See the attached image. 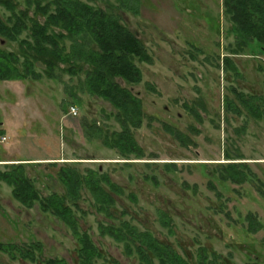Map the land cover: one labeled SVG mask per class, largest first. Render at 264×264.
I'll list each match as a JSON object with an SVG mask.
<instances>
[{"label":"rangeland","instance_id":"rangeland-1","mask_svg":"<svg viewBox=\"0 0 264 264\" xmlns=\"http://www.w3.org/2000/svg\"><path fill=\"white\" fill-rule=\"evenodd\" d=\"M16 1L19 9L28 5L27 0ZM84 1L116 7L153 55L152 63L137 61L143 70L141 83L118 79L143 99L146 118L132 132L145 157L122 156L95 135L88 137L83 120L105 132L121 131L118 110L101 97L72 88L77 77L58 68L57 77L50 78L46 65L35 62L41 78L0 79V169L22 164L44 199L66 192L56 175L62 165L84 174L89 168L108 173L124 188V193H114V216L98 210L86 187L80 209H74L82 228L119 264L142 262L136 253L127 254L124 243L102 236V222L120 225L128 220L185 256L205 246L221 257L219 264H264V120L232 92L235 87L251 95L264 110V52L258 43L232 53L238 35L224 0H139L138 14L117 8L119 0ZM2 2L0 16L7 20L11 11ZM30 10L33 16L34 6ZM28 37V30L17 40L0 33V48L22 55L20 40ZM65 43L69 49L71 42ZM225 56L239 73L225 64ZM226 97L240 104L241 113L226 110ZM168 127L182 132L185 140ZM230 162L247 163V181L222 179V166ZM159 210L172 218V232L160 222ZM250 213L260 224L256 232L249 230ZM9 242L20 248L42 244L41 251L35 250L42 263L58 257L79 264V244L68 225L39 202L23 206L13 187L0 180V244ZM15 254L0 249V264H40L21 260L19 250Z\"/></svg>","mask_w":264,"mask_h":264},{"label":"trees","instance_id":"trees-1","mask_svg":"<svg viewBox=\"0 0 264 264\" xmlns=\"http://www.w3.org/2000/svg\"><path fill=\"white\" fill-rule=\"evenodd\" d=\"M2 1L11 14L7 20L0 16V33L5 38L17 40L23 31L28 30L29 37L20 40L22 55L0 48V79L41 78L42 72L36 71L35 62L46 65L45 72L50 78L57 77L58 68L73 78L77 77L78 82L72 88L111 102L118 110L115 117L122 126L121 131L105 132L97 123L90 124L83 120L87 136L95 135L104 145L117 149L122 156L134 154L136 158L145 157L144 149L132 132L133 128L141 127L146 118L143 99L128 87L122 86L118 79L121 78L132 85L141 83L143 70L137 61L152 63L153 55L143 40L123 23L122 18L115 12L116 7L96 6L84 0H27V7L19 9L16 0ZM119 2L117 8L139 13V0ZM33 6L35 10L32 16L30 9ZM224 7L231 16L238 35L237 47L233 48L232 53L242 49L249 50L252 41L257 42L260 50L264 52V0H224ZM38 15L44 16L45 21L38 19ZM67 39L71 42L69 49L65 43ZM21 56L24 58L22 63ZM230 59L225 56L223 60L233 68ZM233 70L239 73L236 67ZM150 87L155 90L153 86ZM232 92L236 94L240 104L248 107L258 119L264 120V110L253 101L251 95L239 92L235 87ZM70 95L76 97L74 93ZM225 105L226 110L241 113L235 100L226 97ZM169 130L176 138L185 140L182 132L173 128ZM246 167L247 163L230 162L222 166L221 177L242 183L248 180V173H251L244 169ZM56 175L65 186L66 192L52 193L44 199L27 176L22 164L13 163L5 170L0 169V180L13 187L14 197L23 206L32 208L39 202L45 211H51L68 225L79 244V264H119L118 260L109 257L96 244L89 231L82 228L74 207L80 209L79 200L82 189L86 187L95 199L98 210L114 216L113 210L117 205L114 193L122 194L124 188L114 182L108 173L91 168L84 174L77 167L62 165ZM129 197L137 201L134 194ZM159 213L160 222L172 232V218L163 210H159ZM247 219L249 230L256 232L260 228L256 216L250 213ZM99 230L102 236L107 235L117 242L124 243L127 254L132 256L136 253L142 264H219L221 259L214 250L205 246H201L196 255L189 253L185 256L172 243L160 240L150 230L141 231L128 220L122 221L120 225L102 222L99 224ZM41 248L42 244H33L28 248H20L11 242L0 244V249L10 254L13 252L14 258L19 250L21 260L39 261L35 250L41 251ZM39 263L70 264L58 257Z\"/></svg>","mask_w":264,"mask_h":264},{"label":"built area","instance_id":"built-area-1","mask_svg":"<svg viewBox=\"0 0 264 264\" xmlns=\"http://www.w3.org/2000/svg\"><path fill=\"white\" fill-rule=\"evenodd\" d=\"M71 113L76 115L78 112H77V108L76 107H72L71 108Z\"/></svg>","mask_w":264,"mask_h":264},{"label":"crops","instance_id":"crops-1","mask_svg":"<svg viewBox=\"0 0 264 264\" xmlns=\"http://www.w3.org/2000/svg\"><path fill=\"white\" fill-rule=\"evenodd\" d=\"M38 160V159H37Z\"/></svg>","mask_w":264,"mask_h":264}]
</instances>
